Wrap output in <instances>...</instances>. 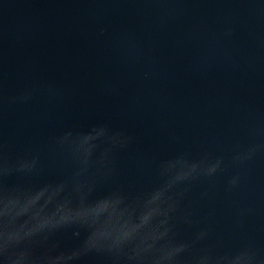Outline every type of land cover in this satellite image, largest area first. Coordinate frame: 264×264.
<instances>
[{
  "label": "water",
  "instance_id": "1",
  "mask_svg": "<svg viewBox=\"0 0 264 264\" xmlns=\"http://www.w3.org/2000/svg\"><path fill=\"white\" fill-rule=\"evenodd\" d=\"M101 128L81 171L72 141ZM114 133L126 142L112 146ZM217 160L214 174L170 190V236L191 245L184 264L205 251L264 264V0H0V246L25 219L43 223L78 172L89 203L119 193L122 209L165 182L162 165ZM5 198L24 202L19 217ZM92 211L114 218L108 202ZM88 235L24 238L7 254L43 264L36 255L81 248ZM0 264H10L2 250ZM69 264L148 258L93 250Z\"/></svg>",
  "mask_w": 264,
  "mask_h": 264
},
{
  "label": "clouds",
  "instance_id": "2",
  "mask_svg": "<svg viewBox=\"0 0 264 264\" xmlns=\"http://www.w3.org/2000/svg\"><path fill=\"white\" fill-rule=\"evenodd\" d=\"M93 131L94 135L92 133L78 134L71 144L74 155L76 153L82 154V159L79 162L83 164L84 168L81 171L87 170L90 166V157L95 147L90 141L106 134V130L103 128ZM67 135L63 139H67ZM121 137V133H114L109 135L108 139L112 146L122 145L126 141ZM82 143L88 145L87 152L82 150ZM108 151L109 149H105V153L95 161L97 172H100L101 169L106 170L102 174L107 172L106 154ZM176 164H181V167L176 169ZM219 166V160L210 164L204 162L188 164L187 162L176 161L175 163L169 162L167 165H162V175L166 176L165 182L143 199H138L135 207L127 205L122 209L119 206L123 204L124 197L119 193H112L101 200L89 203L82 191L84 184L76 178L80 175L78 172L71 186L61 185L60 188L55 190L56 195L67 188V194L55 204L50 213H47V219L38 224L35 220L27 218L15 230H6L3 233L4 242L0 246V250L4 251L6 261H10V264H18V260L12 259L7 254L9 242H20L24 238L34 237H38L43 242L47 241L56 232L85 228L88 230L89 235L81 248L59 252L54 255L49 250L36 255L35 259L42 261L43 264H69L70 261L78 260L81 255L89 251L106 250L116 257L124 255L128 260H138L143 256H147L148 264H184L182 254L188 252L191 245L175 241L170 236L172 226L169 220L171 214L176 211L177 206V201L170 194V190L179 184L195 179L199 175H212ZM31 167V165L20 163L17 170L30 171ZM232 183H235V181H232ZM181 194L177 193L176 195ZM101 201L108 202L114 207V218L112 220L109 221L108 213L103 221L100 219L101 215L97 216L93 213L92 209ZM23 203L18 198H5L3 201L5 214L12 209H18L15 215L19 217L21 215L19 210ZM56 206H62L65 211L57 213L55 211ZM29 222H34V226L27 227ZM7 227L8 224L6 223L5 228L7 229ZM21 231H23V236H21ZM203 235V233H200L197 239L202 238ZM162 240L164 243H159ZM55 247L56 245L52 246L53 249ZM250 260L251 257L246 253L232 256H214L205 251L191 256L190 264H249Z\"/></svg>",
  "mask_w": 264,
  "mask_h": 264
}]
</instances>
